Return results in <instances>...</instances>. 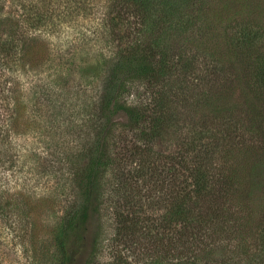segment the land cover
Masks as SVG:
<instances>
[{
	"label": "trees",
	"instance_id": "16d2710c",
	"mask_svg": "<svg viewBox=\"0 0 264 264\" xmlns=\"http://www.w3.org/2000/svg\"><path fill=\"white\" fill-rule=\"evenodd\" d=\"M21 2L23 12L19 18L23 16L22 20L30 23V29L49 32L58 26L66 36L72 31L80 34L81 39L75 38L83 44L103 48L100 53L104 64L95 71L96 75L100 74L102 87L94 95L83 94L87 120H93L92 135L76 173L77 199L72 202L57 237L58 264H74L94 220L98 226L111 228L103 248L109 257L106 264H264V210L253 218L248 198L238 186L234 167L217 166V159L228 158L233 153L232 140L237 136L230 135L226 129H212L210 125H216L217 117L208 111L203 121L189 126L183 147L175 154L164 157L152 148L169 132L172 122L179 120L175 111L180 105L179 93L169 84L174 75H183V87L178 88L183 90V110L190 106L201 110L200 104L209 99L205 93L194 94L198 91L195 87L192 89L195 92H190L193 80L204 81L211 89L221 85L217 76L223 65L218 59H214L212 70L207 73V69L201 77L197 76L195 55L183 47L178 57L167 61L172 48L165 49L193 30L198 0ZM119 21L127 22V34L115 33V26L111 24ZM85 22L96 24L95 29H88L89 26L83 25ZM19 24L15 20L8 29L0 30V109L10 104V111L14 113L15 103L10 100L25 91H28L26 95L36 96V89L46 97L54 100L57 97L55 102L62 108L65 103L58 98L67 91L62 86L54 87L56 82L52 79L38 84L39 88L32 85L20 91L18 86L13 94L14 83L4 89L1 76L21 78L35 66L27 65L30 61L24 60L27 38L25 31L20 30L17 35ZM115 34L119 35L116 45L111 40ZM160 43L164 45L162 52L158 51L160 56L150 57ZM231 43L234 58L228 62L230 66L223 67L227 70L233 65L241 69L243 83L253 93L250 102H260L252 112L263 115L264 27L249 21L239 22ZM70 70L66 68L60 77L68 76ZM227 79L234 81L232 77ZM135 80H145L144 85L152 86L145 104L140 107L125 105L122 101L125 94L138 92L132 83ZM4 90L10 94L5 96ZM12 119L0 112V134L5 127L9 133ZM116 125H129L127 132L136 138L124 147L125 153L120 157L106 150ZM233 127L239 128L236 122ZM0 139L5 140L3 136ZM258 151L260 158L264 157V145ZM108 170L113 174V187L108 193L100 194V183ZM165 180V208L159 214L158 207L163 202L160 190L155 189L150 195L143 194L138 187L151 183L161 189ZM97 242L95 239L93 251Z\"/></svg>",
	"mask_w": 264,
	"mask_h": 264
},
{
	"label": "rangeland",
	"instance_id": "374dc122",
	"mask_svg": "<svg viewBox=\"0 0 264 264\" xmlns=\"http://www.w3.org/2000/svg\"><path fill=\"white\" fill-rule=\"evenodd\" d=\"M21 1L28 3V0H0V30L8 29L15 20L20 23L17 35L20 30L25 31L27 38L23 47L24 60L30 61L27 65L35 66L21 78L1 76L4 89L14 83L16 87H13V94L18 86L21 87L20 91L32 85L39 88L38 84L52 79L56 82H53L54 87L62 86L67 95L65 93V97L58 98L65 103L60 108L55 102L57 97L55 100L54 97H46L40 89H36V96L32 93L26 95L28 91H25L14 100L6 99L10 103L14 101V113L10 111V104L0 109L3 115L13 118L9 133H6L5 127L0 134V137L5 138L4 142L0 139V264H58L60 245L57 237L72 202L77 199L76 173L83 162L86 142L92 135L93 120H87L83 94L88 92L94 95L102 87L100 74L96 75L95 71L104 64V56L100 53L103 48L95 44H83L80 34L72 31L66 36L58 26L49 32L30 29V23L23 21V16L19 18L23 12L20 9ZM198 3L200 5L194 12L197 18L194 19L193 30L188 35L183 34V40L179 38L174 46L165 51L172 48L167 61L178 57L182 47L195 55V68L199 72L197 76L201 77V73L207 69V73L212 70L214 59H218L223 66H228V62L232 61L234 51L231 40L239 22L249 21L252 25L264 27V0H198ZM83 25L89 26L88 29L96 27V24L88 22ZM113 25L115 33L127 34V22L119 21ZM118 39L119 35L116 34L111 38L115 45ZM156 47L155 56L150 57L160 56L158 51L162 52L164 45ZM170 66L174 67V64ZM223 66L217 76L221 84L215 86L217 88L211 89V85L200 80L190 82L193 83L190 92L194 93L192 89L195 87L198 91L194 94L205 93L209 97L208 103L200 104L201 110L195 106L183 110V90H178L183 87V75H174L169 80L170 86L177 88L179 93L180 105L177 104L175 110L179 120L172 122L169 132L152 148L164 157L175 154L182 149L183 137L189 126L203 121L208 111H212L210 113L217 117L216 125H210L212 129H226L230 135L237 136L232 140L235 143L232 146L233 153L228 158L217 159V166L234 167L238 186L248 198L251 215L257 218L264 210V157L260 158L258 151L264 145V114L252 112L260 102H250L253 93L246 89L241 69H235L232 65V69L227 67V71ZM178 67L180 65L176 70ZM66 68L71 69L69 75L62 74L60 77ZM227 77H232L234 81L230 82ZM144 81L132 82L134 88L138 87V92L125 94L122 98L125 105L140 107L145 104L152 86L148 88ZM6 90L5 96L10 94ZM88 106L90 108V104ZM261 106L264 109V101ZM234 122L238 129H234ZM128 127L115 126L107 141V151L123 156L124 147L130 146L136 139L131 132H127ZM112 164H115L114 161ZM112 176L108 170L101 180L100 194L112 190ZM138 188H142L140 191L143 194L150 195L155 189L160 190L163 202L158 208L159 214L163 213L167 195L166 180L161 189L151 183ZM155 199L158 200V197L155 196ZM97 224L96 220L91 222L86 242L74 264L107 263L109 257L103 248L106 237L111 235V228ZM95 239L98 242L93 251Z\"/></svg>",
	"mask_w": 264,
	"mask_h": 264
}]
</instances>
